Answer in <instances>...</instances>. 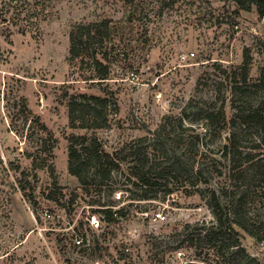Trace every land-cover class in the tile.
<instances>
[{
  "label": "rangeland",
  "instance_id": "1",
  "mask_svg": "<svg viewBox=\"0 0 264 264\" xmlns=\"http://www.w3.org/2000/svg\"><path fill=\"white\" fill-rule=\"evenodd\" d=\"M54 4L38 31L0 24V264H203L217 243L203 237L217 225L212 191L222 205L231 191L246 193L244 211L260 232L233 225L228 236L243 251L204 261L264 264V179L243 170L264 149L240 114L264 117V17L233 0ZM103 17L106 79L67 58L71 26ZM80 93L106 99L99 126ZM73 135L76 148L96 141L108 153L90 162L85 186L69 171ZM116 193L125 216L89 228L99 203L121 204ZM73 230L87 247L73 245Z\"/></svg>",
  "mask_w": 264,
  "mask_h": 264
},
{
  "label": "trees",
  "instance_id": "2",
  "mask_svg": "<svg viewBox=\"0 0 264 264\" xmlns=\"http://www.w3.org/2000/svg\"><path fill=\"white\" fill-rule=\"evenodd\" d=\"M55 0H0V24L9 22L13 27H16V31L20 33H25L27 31H38L40 24L43 20L47 19L52 13V8L55 6ZM126 2H131L132 0H124ZM234 3L240 9H250L252 5L255 6L256 11L259 16L264 17V0H233ZM109 18L103 17L100 19H94L90 21H79L75 22L69 31V55L68 59L73 60L80 58L81 61L86 60L89 65L92 67L93 73L100 79H106L108 75V64L104 61L108 56V51L112 45H109L111 39V24ZM247 62V60L245 61ZM247 77V66L243 65L242 70V80L245 82ZM77 96V95H76ZM79 96L84 98L92 99L94 104L88 105L93 112L92 123L93 126H99L97 120L100 117V104L105 102L106 99L99 95H85V93H80ZM78 104V101H75ZM82 105V102H79ZM243 115L244 122H252V125L258 131L257 143L254 147L259 146L260 144L264 149V117L262 111L258 109L249 110ZM77 137L74 135L69 138V171L76 176L79 183L85 186L86 182V172L89 170L90 162L100 161L103 155L108 156L107 151L98 145L94 141L93 145H84L85 141H82L80 148L74 146V140ZM83 139V137H82ZM86 140V139H83ZM231 141V150L236 151V155L240 157L242 151L238 150V144L235 141V136L232 135ZM82 154L85 155L82 158ZM92 157V158H89ZM246 158H251L248 154ZM113 163V162H112ZM95 164V163H94ZM114 164V163H113ZM92 166V165H91ZM243 170L249 172V175L255 180L264 179V155L260 159L251 162L248 166L244 167ZM109 169L102 173V177L106 176L109 173ZM242 172V171H239ZM244 174V173H243ZM243 175H239L238 178H242ZM141 177H139L140 179ZM146 185L150 183L144 179H140ZM230 198H227V203L224 205L220 204L219 197L215 194L214 191L210 194V207L213 213L217 218V225L213 226L209 231L203 236L209 242L216 241L215 245H211L212 248L209 249V252H205L206 255L201 259L203 264H210L205 262L208 254L215 256L218 260L225 261L226 255L231 256L235 255L238 251H243L242 247L236 242L232 241V237L228 236L229 233H235L233 225H237L247 232L250 236L258 239V230L254 223L250 221V217L246 216L244 211V206L246 203V193L242 192L240 194L231 191ZM227 196V195H226ZM99 202V201H96ZM99 206H105L108 204L99 203ZM99 211H102L105 215V219L108 222H115L118 219L113 217V211L110 208H98ZM126 212L124 208L118 209L119 218L125 216ZM201 239V238H200ZM211 250V251H210ZM210 259V257H208ZM217 261H214L213 264H217ZM184 264H199L195 262L187 261Z\"/></svg>",
  "mask_w": 264,
  "mask_h": 264
},
{
  "label": "built area",
  "instance_id": "3",
  "mask_svg": "<svg viewBox=\"0 0 264 264\" xmlns=\"http://www.w3.org/2000/svg\"><path fill=\"white\" fill-rule=\"evenodd\" d=\"M191 55L193 53H190ZM182 59H186L188 58V54H182L181 55ZM115 197H116V200H119L121 198V204L120 205H117V206H114V205H105V206H99L98 208H110L112 211H113V217L115 219H118L119 220V215H118V209L120 208H124V211L127 212V209H126V205H125V199H124V195H121V193H116L115 194ZM99 211V210H98ZM100 211L98 213H92L90 215H88L86 217V224L89 228L91 229H98L100 228L103 223H111V222H108L106 219H105V215L104 213ZM45 215L46 216H50L49 213L45 212ZM121 218V217H120ZM154 219H161L163 220L165 218V214L162 213L161 211H157L153 217ZM74 231V230H73ZM85 235L84 234H78L76 231H74V234H72V237L70 238L71 241L73 242V245L75 247H87L88 246V243H87V240H85L84 237ZM177 254H181V251L180 250H177ZM99 263V260L96 261V264Z\"/></svg>",
  "mask_w": 264,
  "mask_h": 264
}]
</instances>
